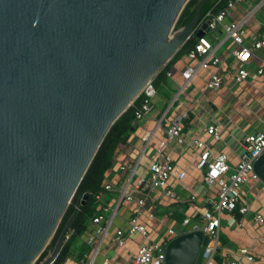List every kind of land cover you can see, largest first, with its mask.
<instances>
[{
  "label": "water",
  "instance_id": "1",
  "mask_svg": "<svg viewBox=\"0 0 264 264\" xmlns=\"http://www.w3.org/2000/svg\"><path fill=\"white\" fill-rule=\"evenodd\" d=\"M190 1L0 0V264L38 263L112 126L210 31L209 0L175 31ZM246 136L235 128L225 144L243 156ZM254 169L264 183V153ZM76 214L39 264L56 261ZM209 242L182 233L166 264H203Z\"/></svg>",
  "mask_w": 264,
  "mask_h": 264
},
{
  "label": "crops",
  "instance_id": "2",
  "mask_svg": "<svg viewBox=\"0 0 264 264\" xmlns=\"http://www.w3.org/2000/svg\"><path fill=\"white\" fill-rule=\"evenodd\" d=\"M261 1L245 0L226 18L227 22L246 19L247 44L264 32V4L257 6ZM208 35H212V41ZM204 38L213 45V53L222 60V65L205 69L200 67L202 57L191 60L186 55L173 66L168 85L158 88L151 113L137 122L136 132L126 145L119 148L114 167L109 172L107 185H112L113 191L105 193L104 204L100 208H103L102 214L110 221V234L104 238L96 235L97 247H91L90 255L79 261L72 257L65 264H90L92 258H95L96 264H132L131 255L144 244V239L138 234L129 236L126 247L122 249L113 242L114 232L127 229L128 221L136 211L135 203L125 198L121 200L120 192L128 188V191L135 193L134 185L140 177L149 174L150 164L157 157L159 143L166 136V128L176 117L187 115L183 119V143L176 141L170 144L166 152L176 166L186 171L187 177L184 186L183 182H169L176 198L161 190L153 193L147 201L141 223L146 224L151 240L155 241L168 229L184 233L182 223L176 220L177 213L183 214L185 218L190 217L191 223L203 225L204 213L214 207L217 186H207L203 182L204 171L196 167L200 151L192 146L194 141L203 140L214 156L226 154L228 163L234 167L240 162L241 155L225 144L231 131L238 128L246 135L264 133V73L256 80L235 84L231 79V72L236 68L231 55L234 43L220 30H210ZM263 56L264 50L255 53L248 67L250 72L254 73L262 66ZM189 70H192V75L187 80L184 74ZM216 72L222 75L224 84L217 91L209 90L207 85ZM212 125L219 128L221 139L218 141L205 131ZM252 127L256 129L249 132ZM131 165L137 166L134 172L127 169ZM242 193L250 210L245 216L238 212L222 214L221 247L216 260L264 264V225H258L254 220L258 213L264 216V183L250 181L243 185ZM193 195L197 197L196 201H191ZM150 213L155 215V219L149 217ZM97 230L98 227L91 224L83 237L84 241L94 237ZM242 249L249 251L254 258L252 262L241 254Z\"/></svg>",
  "mask_w": 264,
  "mask_h": 264
},
{
  "label": "built area",
  "instance_id": "3",
  "mask_svg": "<svg viewBox=\"0 0 264 264\" xmlns=\"http://www.w3.org/2000/svg\"><path fill=\"white\" fill-rule=\"evenodd\" d=\"M245 0H229L227 6L222 9L218 14L209 12L202 18L200 25L204 22L210 21V30L222 31L226 38L231 40L235 47L231 52L233 62L236 68L231 72V79L235 84H242L249 80H256L264 73V56L261 59V67L254 73L250 72L249 64L255 53L264 50V32L258 37L247 44L248 34L245 27L246 19L227 22L226 18L229 13L242 5ZM264 4V0L259 2L257 6ZM256 6V8H257ZM264 25V22H263ZM188 58L191 60H198L200 57L203 60L200 67L207 69L210 66L219 68L222 65V60L216 57L213 53V45L205 38L199 39V42L188 53ZM192 70L184 74L187 80L190 79ZM171 77V72L167 74ZM224 84V79L219 72L212 75L207 88L209 90L217 91ZM141 95L144 96L141 106L136 111V122H140L148 117L153 109V100L157 95V89L154 85V80L149 82L143 89ZM140 95V96H141ZM139 96V97H140ZM187 117H176L170 125L166 128V136L159 143L157 149V157L150 164L149 174L146 177H140L134 185V192L128 191V188L121 190V200L126 199L129 202L135 203L136 211L128 221L127 229H118L112 235L113 242L120 249L125 248L129 236L140 235L144 239V244L139 247L137 252L131 255L130 262L132 264H166V250L168 245L176 237L182 233H177L174 229H168L158 240H151L146 224L141 223V218L144 214V208L147 206V201L151 195L157 191H164L166 195L176 198V193L169 185V182L175 180L182 183L187 177L186 171L176 166L167 154L166 149L174 142L183 143V133L185 125L183 119ZM206 133L212 135L215 140H220L221 135L217 126H209L205 129ZM150 136V135H149ZM246 147L244 148L246 154L241 156L240 162L232 167L228 163L226 154L221 153L216 156L213 155L211 148L200 139L194 141L192 146L196 147L199 153V160L197 168L204 171L203 182L207 186H217L216 200L214 207L211 211H206L203 215V225L198 223H191L190 217H186L182 222V227L185 229L184 233L191 231H202L209 238L210 242L205 249V258L203 264H241L238 261L216 260V255L221 247L220 243V230H221V217L223 213L234 214L238 212L240 215L245 216L249 212V207L245 203L242 193L244 184L252 182H261L259 176L256 174L254 164L257 159L264 153V133L257 132L246 136ZM137 166H128L132 172L136 170ZM126 170V167H123ZM113 191L112 185H106L103 192L97 195V199L104 204V195L106 192ZM136 193L138 195H136ZM195 195L191 196V201H196ZM151 219H155L153 213L149 214ZM258 225H264V216L258 213L254 217ZM107 223V226L105 224ZM92 225L98 227L94 237L86 240V243L94 248L97 244L96 235H102V238L110 234L109 226L110 221L100 214L93 219ZM71 232L69 234L70 238ZM69 240V239H68ZM97 247V245H96ZM98 249V248H97ZM94 250L95 251H97ZM241 254L249 261H253L247 249H242ZM90 264H96L95 258L90 260ZM106 264V263H105Z\"/></svg>",
  "mask_w": 264,
  "mask_h": 264
},
{
  "label": "trees",
  "instance_id": "4",
  "mask_svg": "<svg viewBox=\"0 0 264 264\" xmlns=\"http://www.w3.org/2000/svg\"><path fill=\"white\" fill-rule=\"evenodd\" d=\"M200 1L201 0H191L188 3L176 24L175 31L190 24ZM228 1L229 0H209L202 10V18L209 12L218 14L227 6ZM198 42L199 39L193 35L175 57L162 69L154 79V85L157 90L162 85H168L167 74L172 71L173 66L182 57L188 55ZM143 99L144 96L141 95L135 101L134 105L112 126L75 194L71 205L63 217L54 239L42 254L37 264L50 255L62 231L76 213L71 227L70 238L53 264H65L67 260L72 257L79 261L91 254L92 249L84 241L83 237L88 233L93 219L103 212V208H100L101 203L97 199V195L103 192L107 185L108 175L114 167L115 157L119 148L126 145L131 136L136 132V111L141 106ZM85 195H89V198L86 204L82 206L81 201ZM184 219L185 216L183 214L177 213L176 220L179 223H182Z\"/></svg>",
  "mask_w": 264,
  "mask_h": 264
},
{
  "label": "rangeland",
  "instance_id": "5",
  "mask_svg": "<svg viewBox=\"0 0 264 264\" xmlns=\"http://www.w3.org/2000/svg\"><path fill=\"white\" fill-rule=\"evenodd\" d=\"M214 35H217V34L214 33ZM207 37H208V39H210V40L212 39V35H208ZM211 41H212V40H211ZM254 129H256V128L252 127V128L249 130V132H250V131H254ZM247 133H248V132H247ZM51 252H52V251H51ZM50 254H51V253H50Z\"/></svg>",
  "mask_w": 264,
  "mask_h": 264
}]
</instances>
